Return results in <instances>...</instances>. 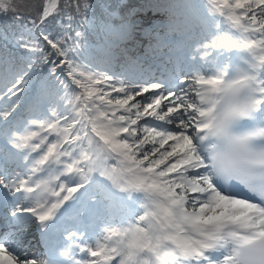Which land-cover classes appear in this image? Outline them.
I'll list each match as a JSON object with an SVG mask.
<instances>
[{"label":"snow or ice","instance_id":"obj_1","mask_svg":"<svg viewBox=\"0 0 264 264\" xmlns=\"http://www.w3.org/2000/svg\"><path fill=\"white\" fill-rule=\"evenodd\" d=\"M92 7L0 31V264H264V0Z\"/></svg>","mask_w":264,"mask_h":264},{"label":"trees","instance_id":"obj_2","mask_svg":"<svg viewBox=\"0 0 264 264\" xmlns=\"http://www.w3.org/2000/svg\"><path fill=\"white\" fill-rule=\"evenodd\" d=\"M44 0H23L22 5L18 7L19 15L23 16V20H17L15 18L16 13L9 11L6 14H0V31H7L11 34H20L23 33L26 37L28 33L24 27L29 17L33 19H38L40 12L43 7ZM93 5L91 11L87 14V19L92 21L93 24L89 25L84 23L85 17L83 14H77L74 10L72 11L73 20L72 27L68 29V33L74 37L75 31H80L84 33V38L80 40L81 44L87 43L89 46L94 47L100 40V37L97 35L95 30V24H98L102 19V13L108 11L119 12L121 6L124 3L130 2H141V0H89ZM31 27V25H28ZM53 35L63 34L65 29L59 25H56L52 28ZM38 37V32L35 34ZM70 42V41H69ZM41 44L44 42L41 40ZM45 50L49 49L45 46ZM14 55L17 60L26 57L28 53L24 52L22 49H17L12 47L10 44H5L3 41H0V55Z\"/></svg>","mask_w":264,"mask_h":264},{"label":"bare ground","instance_id":"obj_3","mask_svg":"<svg viewBox=\"0 0 264 264\" xmlns=\"http://www.w3.org/2000/svg\"><path fill=\"white\" fill-rule=\"evenodd\" d=\"M28 235L29 234H27L26 239L28 238ZM31 245L32 246L30 248H28L27 251L32 252V253L34 252V254H36L35 245H33V244H31Z\"/></svg>","mask_w":264,"mask_h":264},{"label":"rangeland","instance_id":"obj_4","mask_svg":"<svg viewBox=\"0 0 264 264\" xmlns=\"http://www.w3.org/2000/svg\"><path fill=\"white\" fill-rule=\"evenodd\" d=\"M139 99V98H138ZM22 247H24L23 245H22ZM32 253V252H31Z\"/></svg>","mask_w":264,"mask_h":264}]
</instances>
